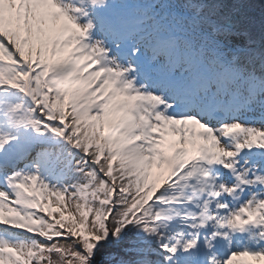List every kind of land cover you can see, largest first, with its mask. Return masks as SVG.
Returning <instances> with one entry per match:
<instances>
[{"label":"bare ground","instance_id":"1","mask_svg":"<svg viewBox=\"0 0 264 264\" xmlns=\"http://www.w3.org/2000/svg\"><path fill=\"white\" fill-rule=\"evenodd\" d=\"M11 0H2L0 2V29L2 30L3 22L2 18L8 14L7 7H10ZM74 2V0H27V5L29 6L30 18L28 24L30 25V30L28 33V39L35 44H40L41 50L44 52L45 47L52 39H47L45 37V32H52L56 34L54 40H56L55 48V64L52 68L51 76L46 79V84L50 90V94L54 99V106L52 107V113L57 115L61 101V95L67 96L71 99L73 105V114L77 116V119L72 123V129L79 130L80 135L73 141V147L81 152L92 156L95 155L98 151H101L99 146L92 142L90 139L94 133V126L103 119L107 121L111 127V135L109 138L107 136L103 137V154H110L111 157L118 158V164L116 166L108 165L105 166L103 163H95L98 168L99 173L105 176L107 180L102 179L101 177L90 176L89 178L78 177L75 174V170L71 167L67 168L66 176L64 177L69 180L71 184L69 186L70 192L65 196V199L68 202H73V204L78 207L81 211H86L87 208H92L94 204L98 203L101 206V218L104 219L105 215L108 213V207L106 206L107 200H110L112 195L119 199L123 198L121 191H126L127 198L131 196V193L136 190L139 186L145 183V178L147 174L152 171V164L150 154L147 149L141 145L143 141L141 135L139 145H133L132 139V128L138 130L137 120L132 114H129V117H126L124 114L127 111L125 107L116 109L111 100L106 102L94 101L92 97H98L101 94V88L92 87V83L96 78L97 71L89 73L86 77L80 76V69L85 66V52L84 49L78 48L73 52V55L66 57V40L64 39L65 29L68 27V24L72 21H77L80 19V16L72 15V8L69 3ZM104 3V0H101L100 5ZM55 5H61L67 8L68 14L65 17H62L58 14H54L51 9ZM45 8V10H43ZM85 11L82 9V14ZM100 25L97 23L96 28ZM95 29L94 26H92ZM34 28H37L34 31ZM112 31L111 28L107 29ZM10 40H14L12 36H9ZM101 45H106V41H101ZM16 45V44H15ZM17 48H21V43L16 45ZM48 63V62H47ZM111 68L116 65L114 61H110ZM4 70L6 75H9V69L0 65V71ZM38 78V74L34 76ZM33 78V80H34ZM77 84H80L77 87ZM32 88V83H31ZM34 98V94H32ZM17 99V96H14ZM36 98V97H35ZM39 106L43 105L42 101H36ZM62 108V106H61ZM25 124H30V122H25ZM237 126V123L230 122L226 125L227 129H231ZM91 127V128H89ZM40 138H44L45 135H38ZM27 138V137H26ZM30 139V138H27ZM60 138H57L59 140ZM250 139L252 141H260L261 137L259 134H256V131L250 133ZM113 148L117 149V152ZM220 149H223L221 147ZM44 156V153L41 155ZM260 171L264 173V166L259 164ZM53 169L47 167L46 161L37 162L34 165V169L26 171V182L25 186L33 189V186L38 183L39 176L42 174H52ZM31 177L30 181L27 179ZM50 176L45 180V184L49 182ZM185 175L175 176L174 180L163 178L161 183L163 184L167 181L174 190L171 198L175 202L187 200L182 199V187L184 186L183 179ZM84 180H87V185H83ZM143 183V184H142ZM83 185V186H82ZM114 188L119 190L120 193H114ZM187 195L192 194L194 188L191 184L187 186ZM55 188L52 189L54 195ZM116 192V191H115ZM158 193V192H157ZM75 198V199H73ZM146 199H151L147 196ZM142 202L139 199H135L130 208L121 207L117 209L118 215L121 216V221L127 220V214L132 211L133 207H140ZM19 207V204H16ZM138 205V206H137ZM147 207L142 213L144 217L150 221L151 214L148 212ZM180 208V207H178ZM52 211L54 209L52 208ZM7 214V210L0 207V218H4ZM178 215V214H176ZM130 216V214H129ZM62 223L66 224L65 217H60ZM142 217L137 216L136 220L140 221ZM152 224V223H151ZM161 223L153 224L154 227L149 225H144L142 231H154L156 232L158 228H162ZM152 234V232H151ZM0 239H2L0 237ZM260 261L264 262V254L262 256H257Z\"/></svg>","mask_w":264,"mask_h":264},{"label":"rangeland","instance_id":"2","mask_svg":"<svg viewBox=\"0 0 264 264\" xmlns=\"http://www.w3.org/2000/svg\"><path fill=\"white\" fill-rule=\"evenodd\" d=\"M206 10L207 12L203 14H193V16L191 17V21L189 22L188 30L190 32L197 33V35H199V32L201 30H210V33H213L211 39H214L218 33V30L220 31V29L216 27L211 28V25L220 22V19L218 17V13H216L215 15H210L212 9L206 8ZM225 10L226 9L220 12H224ZM194 20H196L197 22H195ZM220 34L221 36H225V34L223 33ZM234 36H240V34L237 33L236 35L234 34ZM230 37H232V34L230 35ZM47 96V93L44 92L43 97L47 98ZM26 114L30 116V111L27 110ZM70 140L73 141V134H71ZM75 156L77 157L76 160L74 159ZM79 158H82V160H79ZM93 159H95V157H93ZM57 161H63L65 165L71 164L74 168L77 169L79 177L85 178L94 174V169L92 168L93 164H91V162L89 161V157H86L85 154H82L81 152H76L75 155L69 156L67 159L58 157ZM61 174L63 173H56L55 175L60 176ZM100 177L103 178L101 175ZM121 205L124 206L123 202L121 203ZM109 209L110 212L106 215V219L99 221V205H94V211L91 212V215L89 214L90 217L81 213L76 208H73L72 210L75 213V218L73 220H69L68 226L70 229L77 230L78 233L82 235H86L87 233H93L96 237V240H91V243L95 246L98 244V242H100V240H103L106 242H110V247L114 248V251H118V249L124 248L126 253L132 257V264H151L152 262L156 263L160 261V257H158L160 252L158 251V248L160 244H162L163 240L154 238V241L159 244L158 246L153 247L148 245V247L146 248L140 246L138 242L139 240H141V237L136 236L137 234L135 230H129L130 225H132V220L122 222L121 219L114 215L116 212V206H110ZM142 225L143 224H141V226ZM124 226H127L126 230H128V232L124 231ZM69 237H73V244L78 243V237H76L75 234H70L68 235V239ZM68 239H62L56 244H68ZM14 245H16L21 250V252L26 255L25 262H19L22 261V258H16L13 262H10V257L8 258L6 256L1 255V258L3 259L5 264H45L44 261H41L40 257H38L37 262L33 261V258L36 256V252L41 251L40 247L37 245L35 240L30 241L20 238H14ZM104 248H106V246ZM145 251H147L148 254ZM101 254L103 256L106 255L104 250H102ZM20 255L22 256V254ZM51 264H57L55 258L53 259Z\"/></svg>","mask_w":264,"mask_h":264},{"label":"water","instance_id":"3","mask_svg":"<svg viewBox=\"0 0 264 264\" xmlns=\"http://www.w3.org/2000/svg\"><path fill=\"white\" fill-rule=\"evenodd\" d=\"M263 2H264V0H263Z\"/></svg>","mask_w":264,"mask_h":264}]
</instances>
